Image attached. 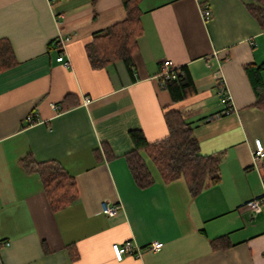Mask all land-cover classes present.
Masks as SVG:
<instances>
[{"label":"crops","instance_id":"0c3cea01","mask_svg":"<svg viewBox=\"0 0 264 264\" xmlns=\"http://www.w3.org/2000/svg\"><path fill=\"white\" fill-rule=\"evenodd\" d=\"M253 3L140 0L142 34L129 70L122 60L93 68L86 53L95 32L125 19L122 0H0V39L15 60L0 71V264H264V202L256 214L247 206L264 196V158L252 155L254 139L264 148V111L243 68L264 62ZM62 34L70 35L68 66L50 44ZM163 59L186 68L192 95L173 101L159 87ZM67 95L71 105L62 109ZM172 109L195 125L199 153L220 157L219 181L196 196L183 177L163 180L143 151L153 182L138 187L125 160L129 132L165 138L164 113ZM29 115L36 120L28 123ZM27 155L58 162L74 177L77 198L52 210L39 176L20 164ZM103 201L118 206L114 216L102 212ZM221 235L231 245L213 249L210 240ZM127 240L142 254L118 261L111 245ZM153 241L161 248H148Z\"/></svg>","mask_w":264,"mask_h":264},{"label":"trees","instance_id":"16d2710c","mask_svg":"<svg viewBox=\"0 0 264 264\" xmlns=\"http://www.w3.org/2000/svg\"><path fill=\"white\" fill-rule=\"evenodd\" d=\"M140 0H122L126 17L103 30L93 34L92 40L86 45V53L93 68H101L109 62L122 60L129 70L133 68V55L137 51V39L142 34L140 23ZM264 0H254L248 5L250 14L264 26ZM51 41L50 44H52ZM53 45V44H52ZM54 46V45H53ZM15 63L10 44L0 39V71ZM183 74L176 79H168L163 86L170 93L173 101H180L195 92L193 80L185 67L180 66ZM244 71L255 95V105L264 111V84L261 71L264 62L247 63ZM70 95L63 99L62 109L69 108ZM164 120L168 129L165 138L148 142L140 130H131L129 136L133 148L126 153L125 160L131 175L140 188H146L153 182L151 172L141 155L145 152L157 167L159 174L165 181L183 177L189 192L196 196L203 188L215 184L220 179L219 155H201L198 144L192 135L195 126L188 121L181 109H172L164 113ZM106 159L113 156L103 145ZM97 153V152H96ZM99 158V156H97ZM21 166L27 172L36 173L42 183L43 190L52 210L64 208L73 202L77 196V186L71 176L58 162H36L31 155L24 157ZM44 252H48L42 243ZM213 249H225L231 245L227 235H221L210 240ZM72 259L77 258L75 251H70Z\"/></svg>","mask_w":264,"mask_h":264},{"label":"built area","instance_id":"2783aa9c","mask_svg":"<svg viewBox=\"0 0 264 264\" xmlns=\"http://www.w3.org/2000/svg\"><path fill=\"white\" fill-rule=\"evenodd\" d=\"M201 15L203 20L207 21L210 18L209 8L206 6L201 9ZM70 40L69 34L59 35L56 39L53 40V45L58 49L59 55L57 56V61L62 62L65 66L69 65V61L64 59L63 51L65 44ZM183 74L180 66L174 65L170 60L163 59L160 64V70L156 75L159 87L163 88L165 81L168 79H176L177 76ZM220 91L219 97L222 102L227 104L226 108L222 111L223 114H228L231 111L230 105V96L227 91L226 86L222 80H219ZM89 99L85 98L84 102H88ZM221 114V113H218ZM28 123H32L36 120L35 115H29L26 118ZM253 158L255 160H259L260 158H264V148L262 146L261 141L256 138L254 139V148L252 151ZM264 202V196L252 199L247 203V206L251 209L253 213H259L261 211V204ZM102 212L108 216H114L118 211V206L110 204L107 201H103L101 203ZM162 246V242L153 241L148 245V248L151 250H158ZM112 253L116 260L121 261L125 255H132L136 257H140L142 254L141 247L131 240H127L123 243H113L111 245Z\"/></svg>","mask_w":264,"mask_h":264}]
</instances>
